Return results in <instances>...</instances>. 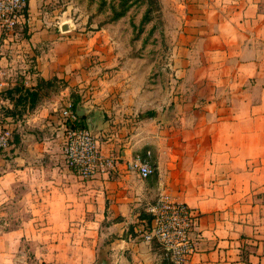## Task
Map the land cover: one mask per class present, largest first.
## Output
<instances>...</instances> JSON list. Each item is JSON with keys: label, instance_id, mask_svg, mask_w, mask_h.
Segmentation results:
<instances>
[{"label": "crops", "instance_id": "crops-1", "mask_svg": "<svg viewBox=\"0 0 264 264\" xmlns=\"http://www.w3.org/2000/svg\"><path fill=\"white\" fill-rule=\"evenodd\" d=\"M52 1L28 0L27 36L10 54L0 45V92L38 77L69 82L22 118L4 116L14 134L0 150V264H169L140 232L163 194L199 212L187 264H264V0H170L187 34L166 56L170 82L159 72L151 84L146 55L102 72L119 55L94 51L104 63L84 68L92 41L62 33ZM76 85L102 151L120 156L90 181L63 153ZM3 106L14 102L1 97ZM137 154L153 176L127 166Z\"/></svg>", "mask_w": 264, "mask_h": 264}, {"label": "rangeland", "instance_id": "rangeland-1", "mask_svg": "<svg viewBox=\"0 0 264 264\" xmlns=\"http://www.w3.org/2000/svg\"><path fill=\"white\" fill-rule=\"evenodd\" d=\"M47 7L50 11L58 9L56 20L69 25L68 30L62 29V33L68 35L69 39L81 38V41H92L94 49L91 51L87 46L88 64L84 65V68L90 69L96 65L101 67L99 64L104 63L102 60L105 59H99L101 54L94 51H101L102 55L108 58L119 55L118 61L121 62L117 61L106 68L102 67V72L114 71L123 66L127 60L126 56L146 55L148 58L145 63L151 67L148 82L153 83V79L159 72H163L165 81L170 82V73L173 70L171 61L166 56L174 52L176 37L180 38L182 34L183 39L187 34L185 30L177 32L174 22L176 16L172 13L170 0H53ZM120 13H123V16H119ZM178 16L185 21L184 15ZM27 33V24L18 25L11 33L0 29V45L5 53L10 54L8 52L14 50L11 47L12 43L27 36ZM114 40L118 43L110 49ZM95 44L100 46L96 47ZM155 56H161L159 62H154ZM78 70H80L79 67L74 68L73 71ZM66 83L69 85L68 81ZM91 87L89 83V86L83 90L92 91ZM70 90L82 99L77 85ZM4 113L3 108H0V125L2 126L6 125ZM10 128L14 133V127Z\"/></svg>", "mask_w": 264, "mask_h": 264}, {"label": "built area", "instance_id": "built-area-1", "mask_svg": "<svg viewBox=\"0 0 264 264\" xmlns=\"http://www.w3.org/2000/svg\"><path fill=\"white\" fill-rule=\"evenodd\" d=\"M28 0H0V28L11 33L26 19ZM64 132V158L66 165L82 180L90 181L100 173L108 172L120 164V156L106 155L94 130L80 126V117L71 108V101L62 111ZM13 130L0 125V150L10 147ZM151 152L147 151V157ZM127 166L143 179L155 174V167L141 154L128 161ZM152 220L140 232L143 240L158 243L165 251L169 264H187L196 250L192 233L199 219V212L188 205L163 194L151 208Z\"/></svg>", "mask_w": 264, "mask_h": 264}, {"label": "trees", "instance_id": "trees-1", "mask_svg": "<svg viewBox=\"0 0 264 264\" xmlns=\"http://www.w3.org/2000/svg\"><path fill=\"white\" fill-rule=\"evenodd\" d=\"M123 16V13H120ZM68 84L62 78L57 76L51 79H45L43 77H38L35 85L30 87H25V84L15 85L13 87H8L0 92V95L6 99H9L14 102V106L12 108L2 107L3 111H5L4 115L6 117H11L14 120H18L22 118L26 113L34 110L40 101L44 97H48L53 93H57L62 89L66 88ZM71 98V108L76 111L78 106H81V97L77 95L74 91L70 94ZM146 116H152L153 111H148L144 113ZM80 126H87L85 117H80L79 121ZM146 223L149 225L151 222Z\"/></svg>", "mask_w": 264, "mask_h": 264}, {"label": "water", "instance_id": "water-1", "mask_svg": "<svg viewBox=\"0 0 264 264\" xmlns=\"http://www.w3.org/2000/svg\"><path fill=\"white\" fill-rule=\"evenodd\" d=\"M62 29L63 30H68L69 29V25L68 24L63 25V28ZM76 113L78 114L79 117H87V120H88V125L87 126L91 130H94L93 129L92 116L87 115V111L84 108H81L80 106H78L77 109H76Z\"/></svg>", "mask_w": 264, "mask_h": 264}]
</instances>
